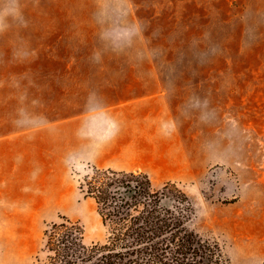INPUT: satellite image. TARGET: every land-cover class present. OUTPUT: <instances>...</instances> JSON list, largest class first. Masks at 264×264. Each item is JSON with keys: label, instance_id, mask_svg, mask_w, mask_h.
Returning a JSON list of instances; mask_svg holds the SVG:
<instances>
[{"label": "rangeland", "instance_id": "1", "mask_svg": "<svg viewBox=\"0 0 264 264\" xmlns=\"http://www.w3.org/2000/svg\"><path fill=\"white\" fill-rule=\"evenodd\" d=\"M134 69L189 95L191 227L264 264V0H0V264H39L62 216L105 240L72 121Z\"/></svg>", "mask_w": 264, "mask_h": 264}, {"label": "trees", "instance_id": "2", "mask_svg": "<svg viewBox=\"0 0 264 264\" xmlns=\"http://www.w3.org/2000/svg\"><path fill=\"white\" fill-rule=\"evenodd\" d=\"M79 183L106 228L102 242L85 243L83 227L64 216L44 230L39 264H226L222 246L190 221V196L174 181L154 186L141 170L92 167Z\"/></svg>", "mask_w": 264, "mask_h": 264}, {"label": "crops", "instance_id": "3", "mask_svg": "<svg viewBox=\"0 0 264 264\" xmlns=\"http://www.w3.org/2000/svg\"><path fill=\"white\" fill-rule=\"evenodd\" d=\"M159 69L131 70L105 105L90 109L86 123L73 120L74 159L115 170H141L151 180L182 181L190 176L186 151L189 95L172 90ZM87 126V127H86Z\"/></svg>", "mask_w": 264, "mask_h": 264}]
</instances>
